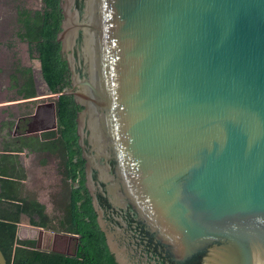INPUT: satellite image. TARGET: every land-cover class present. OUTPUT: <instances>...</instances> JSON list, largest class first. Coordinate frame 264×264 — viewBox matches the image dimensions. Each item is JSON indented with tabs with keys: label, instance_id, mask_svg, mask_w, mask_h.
I'll return each mask as SVG.
<instances>
[{
	"label": "water",
	"instance_id": "water-1",
	"mask_svg": "<svg viewBox=\"0 0 264 264\" xmlns=\"http://www.w3.org/2000/svg\"><path fill=\"white\" fill-rule=\"evenodd\" d=\"M61 8L75 89L52 98L82 108L85 184L118 264H264V0Z\"/></svg>",
	"mask_w": 264,
	"mask_h": 264
},
{
	"label": "trees",
	"instance_id": "trees-1",
	"mask_svg": "<svg viewBox=\"0 0 264 264\" xmlns=\"http://www.w3.org/2000/svg\"><path fill=\"white\" fill-rule=\"evenodd\" d=\"M47 9L30 13L20 12L19 32L21 40L28 42L31 55L38 54L44 79L51 91L60 94L65 89V75L68 66L62 57L61 44L57 41L61 31L62 16L59 0H46ZM23 88L26 98L36 95L32 71H24ZM79 107L73 97L61 95L57 102V129L44 132L41 136L20 137L6 144L5 153L30 152L60 155L65 161L66 175L72 183L68 206L64 217L56 223L46 214L45 206L35 200L21 199L20 184L13 182L14 164L3 155L0 164V249L7 264H118L110 252L101 231L92 199L85 184L84 166L78 143L76 118ZM9 125H12L10 123ZM30 218L32 226L46 231L77 237V247L73 255L56 251L37 249V240H20L18 225L21 216Z\"/></svg>",
	"mask_w": 264,
	"mask_h": 264
},
{
	"label": "crops",
	"instance_id": "crops-1",
	"mask_svg": "<svg viewBox=\"0 0 264 264\" xmlns=\"http://www.w3.org/2000/svg\"><path fill=\"white\" fill-rule=\"evenodd\" d=\"M5 27L6 15L2 10H0V36L1 33L4 31ZM7 53L8 50L6 49V46L0 43V92H2L3 95V98L0 99V112L3 111V108L20 105L18 104L19 102L11 103L12 101H8V94L6 92H3L5 87V76L4 72L1 70L4 66ZM54 114L56 115V110L54 111ZM28 130L21 132L18 136H13L11 142L13 140H16V137H27L24 134H26ZM9 141L10 140H8L6 143H8ZM3 143L4 139L0 142V147L1 145H5V143ZM1 150L2 149H0V162L2 160L3 155L8 154L9 157L7 158V160L11 164H14V179L12 180L13 182H17L20 184V198L37 201L41 205L45 206L46 214L51 217V212L54 206L52 202L55 203L57 200H60V198L64 197V194L66 193L67 180L65 179V176L60 173L61 171L58 170L59 163H61V160L56 157L57 155L49 152L32 153L28 149H25L23 152L5 153V151ZM1 178L2 177L0 176V179ZM71 187V183L68 180L67 192H69V194ZM1 192L2 184L0 182V194ZM43 233H45V235H43ZM34 234H37V236L40 235V237H46L48 234L50 235L54 233L45 232L41 228L32 226L30 223V218L26 215H22L21 221L18 225V238L20 240L39 239L34 238ZM54 238L55 237L53 236V240ZM37 241L40 242L39 240Z\"/></svg>",
	"mask_w": 264,
	"mask_h": 264
},
{
	"label": "rangeland",
	"instance_id": "rangeland-1",
	"mask_svg": "<svg viewBox=\"0 0 264 264\" xmlns=\"http://www.w3.org/2000/svg\"><path fill=\"white\" fill-rule=\"evenodd\" d=\"M7 2V0H0V10L4 11V13H8V17L6 18V20H8L10 22L11 26H14L11 28V33H12V37L13 40H11L10 42L14 45H12V49L10 51H8V53L6 54V58H5V63L4 66L2 67V70L5 74L4 76L8 79V74L12 72V68H10V64L12 63V57L11 55L14 54V58H17L18 55L20 58L24 59L27 62V64H29L30 66L32 65V69L34 72V76L37 82V93L39 96H49L50 92L48 91L47 85H46V81L44 79L43 76V71H42V65L41 62L38 58V54L35 53V55L29 59L28 53L27 52V44L25 42H22L18 37H17V32L19 31V27L15 26L16 25V16H15V9L12 7H6L5 3ZM19 2V0L17 1V3ZM23 3L25 4L26 7H28L31 10H38L40 7H42V2L40 0H24ZM16 6V5H15ZM3 40L1 41V37H0V43H2ZM20 42V43H19ZM5 43V42H4ZM4 43H2L3 45H5ZM11 47V45H10ZM20 61V59H19ZM31 62V63H30ZM16 64V62H15ZM20 66V64H19ZM5 67V68H4ZM24 68V66H23ZM7 69V71H6ZM9 69V70H8ZM14 72H12V78L16 77V73L19 70H13ZM8 82V81H7ZM5 82V84L7 83ZM13 85V82H12ZM11 85V86H12ZM13 89V88H10ZM57 98H52V99H43L41 101H46L47 103H50L48 100H54L53 102H56ZM8 101H12L11 103L17 102L19 100H21V98L19 97V94H16L15 91H10L8 92V97H7ZM19 106V107H18ZM18 106H14V107H6L3 108L2 114L0 112V120L3 119L5 120V122L3 123V127L0 129V138L4 139V143L5 145H1L0 149H2L1 151H5V146L6 144H10L11 140L13 139L14 136V125L16 124L17 119L20 116H28L32 113L35 112V109L33 110L32 106H28L26 104H21ZM34 107H36L35 105H33ZM18 110V111H17ZM13 118V119H11ZM12 120V121H11ZM10 123H12V125H9ZM52 127V126H51ZM46 132V131H45ZM37 136H41V135H37ZM16 138H20V137H16ZM8 140H10L8 143H6ZM3 143V144H4ZM57 158H59L61 160V163H59V167L58 170L61 171L60 173L62 175L65 176V179L67 180L66 182V193L63 195L64 197H61L60 200H57L55 203L52 202L53 206V210L51 212V218L54 220V223H56L58 221L59 218L64 217L65 213H66V209L68 206V201H69V192H67V187H68V177H67V173H66V168H65V164H64V160L60 155L56 156ZM58 160V159H57ZM70 181V180H69ZM71 183V181H70ZM72 186V183H71ZM45 232H52V231H46ZM54 233V232H53ZM57 234V232H55ZM54 233V234H55ZM54 234H48L46 237H40V235L37 236V234H34V238H39V239H33V240H39L40 242L37 241V249L42 250V251H56V252H60L66 255H73L76 247H77V237L76 238H71L68 239L66 237H62L61 239H59L57 246L54 247L53 245V236H56ZM43 235H45V233H43Z\"/></svg>",
	"mask_w": 264,
	"mask_h": 264
},
{
	"label": "flooded vegetation",
	"instance_id": "flooded-vegetation-1",
	"mask_svg": "<svg viewBox=\"0 0 264 264\" xmlns=\"http://www.w3.org/2000/svg\"><path fill=\"white\" fill-rule=\"evenodd\" d=\"M17 1L18 0H7V2L5 3V6L7 8L8 7H12V9L13 8L15 9V16L17 18L15 26L19 27V31L17 32V37L20 39L18 34H19V32H20V30L22 28V25L19 22V19H20V14L19 13L22 12L23 10H27V11H29L32 14H34L35 12H38V11H42V13H44L45 10L47 9V3H46V0H40L42 2V7H40L38 10H31L28 7L25 6V4L23 3L24 0H19L18 3H17ZM61 2H62V0H59V10H60V14L62 16V19H61V26H62V23H63V12H62V8H61ZM5 15H6V18H7L9 14L6 12ZM61 26H60V28H61ZM12 27H14V26H11L10 22L8 20H6V27H5L4 31L1 33V36H0L1 37V41L3 40L2 43L5 42L4 46H6V49L8 51H10L12 49V45H14V44H12L10 42L11 40H13V38H11L12 37V33L10 31ZM21 41L25 42L27 44V52L29 51V53H28L29 59L32 58L35 54L33 53L31 55L28 42L23 41V40H21ZM60 44L62 46V43H60ZM10 45H11V47H10ZM62 55H63L62 56L63 59L66 58V54L62 53ZM11 57H12V63L9 66H10V68H12L11 69L12 72H14L13 70H19V71L15 74L16 75L15 78H12V76H11L12 72L8 74V79L5 77V82H7V81L8 82L5 84L3 92H6L8 94V92H10V91H12V92L15 91V93L19 94V97L21 98V100L17 101V102H19L18 104H20V105L21 104H26L28 106H32L33 110L35 109L34 113H32V114H30L28 116H20L17 119L16 124L14 125L15 126L14 127V133H15L14 137L20 135L21 132L26 131L28 129L29 130H36V129H42V128H52L51 126H53L54 123H55V114H54V109H53L52 103H55V110H56L57 102H58L59 98L56 99V102H53L54 100H48L49 102L51 101L50 103H47L46 101H41V100L46 99V98L52 99V94L54 92L49 89V87H48V85L46 83L48 91L50 92V95L49 96H44V97L42 96V98H40V96H38V93H37V82H36V79H35V76H34V72H33L32 69H30V68H32V65L30 66L29 64H27V62L25 61V58L22 59V58L19 57V55H18L17 59L14 58V54H12ZM19 59H20V61H19ZM15 62H16V64H15ZM19 64H20V66H19ZM23 66H24V68H23ZM28 70L32 71L33 83H34V87H35V90H36V95L34 97H31V98H26L25 97V95H26L25 93H20V91L23 88L24 79H25V76H23L22 73L24 71H28ZM6 71H7V69H6ZM72 79H73L72 78V72L69 70L68 73H66V75H65L64 82H65L66 86H65V88H64L65 90L63 92L71 91V90L75 89L74 86H73V80ZM12 82H13V85H12ZM10 88H13V89H10ZM63 92H61V93H63ZM0 95H2V92H0ZM7 97H8V95H7ZM2 98H3V95L0 96V99H2ZM33 105H35L36 107H34ZM79 111H82L81 107H79ZM1 114H2V112H1ZM26 118H28V119H26ZM11 119H13V118H11ZM4 122H5V120H3V119L0 120V129L3 127V123ZM49 131H53V130H48L46 132H49ZM2 140H3V138H0V142ZM55 155H58V154H55ZM55 235L56 236H54L55 238L53 240L54 247L57 246V243H58L59 239H61L62 237L63 238L64 237H66V238L71 237L69 235H65V234H61V233H57ZM71 238L73 239V237H71ZM71 238H68V239H71Z\"/></svg>",
	"mask_w": 264,
	"mask_h": 264
}]
</instances>
